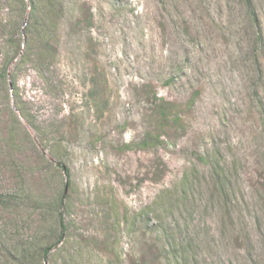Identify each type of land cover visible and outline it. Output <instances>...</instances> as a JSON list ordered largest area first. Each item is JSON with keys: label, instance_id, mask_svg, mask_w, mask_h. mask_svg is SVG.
<instances>
[{"label": "rangeland", "instance_id": "obj_1", "mask_svg": "<svg viewBox=\"0 0 264 264\" xmlns=\"http://www.w3.org/2000/svg\"><path fill=\"white\" fill-rule=\"evenodd\" d=\"M0 264H264V0H0Z\"/></svg>", "mask_w": 264, "mask_h": 264}, {"label": "trees", "instance_id": "obj_2", "mask_svg": "<svg viewBox=\"0 0 264 264\" xmlns=\"http://www.w3.org/2000/svg\"><path fill=\"white\" fill-rule=\"evenodd\" d=\"M62 199V196H60V200ZM47 254V249L46 250H44V255H46Z\"/></svg>", "mask_w": 264, "mask_h": 264}]
</instances>
